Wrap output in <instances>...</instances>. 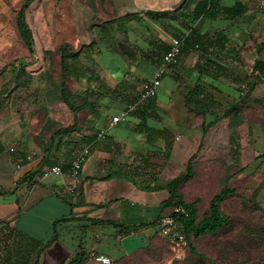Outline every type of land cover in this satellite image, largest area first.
Here are the masks:
<instances>
[{
    "label": "crops",
    "instance_id": "obj_1",
    "mask_svg": "<svg viewBox=\"0 0 264 264\" xmlns=\"http://www.w3.org/2000/svg\"><path fill=\"white\" fill-rule=\"evenodd\" d=\"M181 2L114 0L113 17L84 24L89 40L77 53L85 59L71 74L74 86L64 83L71 105L61 91L57 120L48 114L47 104L40 107L42 116L32 107L26 119L16 117L15 99L5 88L8 69L0 70V264H73L78 259L80 264H103L94 260V252L121 264L129 254L114 222L130 226L131 234H146L150 242L154 228L148 223L168 211L162 206L170 193L144 186L163 185L185 170L193 158L195 133L180 117L202 115L200 109L211 104L205 98L210 87L221 88L224 77L234 81L222 75L212 83L207 71H200L209 68V54L196 43L168 69L157 96L140 100L143 83L154 76L167 48L189 33L181 26L188 12H177ZM97 10L105 12L101 6ZM165 10L171 11L169 17L148 14ZM229 59L233 57L227 54L222 63L237 66ZM28 76L22 80L30 85ZM123 111H128L127 119L109 129L105 139L98 138ZM85 146L91 154L80 177H68L72 187L57 175L32 183V172L54 164L68 173L72 158Z\"/></svg>",
    "mask_w": 264,
    "mask_h": 264
},
{
    "label": "rangeland",
    "instance_id": "obj_2",
    "mask_svg": "<svg viewBox=\"0 0 264 264\" xmlns=\"http://www.w3.org/2000/svg\"><path fill=\"white\" fill-rule=\"evenodd\" d=\"M24 1L0 0V70L8 69L5 88L10 89L8 93L15 99L12 105L16 117L26 119L32 107L42 116L40 107L47 104L48 114L57 120L62 112L60 83L67 81L68 88L74 86L71 74H65L67 78L63 76L61 47L66 45L67 52L82 54L80 49L89 40L83 32L84 24L110 17L114 0H31L25 11V22L33 37L32 52L17 25V14ZM244 1L249 10L238 20V25L216 23V27L209 29L213 32L214 27L228 25L233 37L227 52L233 59L229 61H236L243 70H251L257 57L256 48L264 43V0ZM98 6L105 11L101 15ZM84 59L80 55L79 61L70 58V62L81 66ZM23 67L30 85L21 79L17 86L15 71ZM222 80L221 88L210 87L218 103L208 105V118H216L217 122L207 133H202L201 114L180 117L182 125L195 133L192 154L195 175L182 187V192L189 201L201 198L202 214L214 193L225 185L233 186L236 194L222 207L230 215V223L215 235L208 233L193 238L192 246L184 252H177L154 230L153 249L139 251L142 253L137 256L131 253L125 264H136V259L139 264H264V104L245 109L240 122L232 125L225 108L237 100L238 89L246 94L250 84L247 81L236 84L225 77ZM244 96L251 104L254 97L264 99V80L257 81L249 96Z\"/></svg>",
    "mask_w": 264,
    "mask_h": 264
},
{
    "label": "trees",
    "instance_id": "obj_3",
    "mask_svg": "<svg viewBox=\"0 0 264 264\" xmlns=\"http://www.w3.org/2000/svg\"><path fill=\"white\" fill-rule=\"evenodd\" d=\"M30 1L31 0H25L20 10L18 11L17 25L23 41L26 43L30 52H32L33 37L29 26H27L25 22V11L28 8ZM101 1L105 2L106 0ZM225 1L226 0H182L177 12L180 16H183L186 12H188L187 16H184V18H186V22H182L181 26L188 29L189 33L183 39H181V36L179 35V41H181L182 43V51L193 48L196 43H201L204 45L205 50H207L209 54V68H200V71H202L203 69L204 71H207L205 72V74H208L212 83H214V80H218L220 76L225 75L227 77H231L232 80L236 81L237 83L242 84L247 81V83L250 84L249 91H251L255 88L257 81L264 80V43L259 44L256 48L257 57L251 66V70H243L242 67L225 65L222 63L224 58L227 56V52L230 47V40H232L233 38L231 36V28L228 27V25L230 23L238 25V20L242 18L249 9L248 4L244 0H235L233 4H227ZM148 14L154 19H159L162 17H169L171 15V11H150L148 12ZM110 15V17L114 16L112 11ZM131 16L136 17V14ZM205 23H208V26L207 29H205V32H203L201 30V26L205 28ZM216 23L217 25H228H225V27L218 26L217 28H215L217 26ZM213 26H215L214 31L209 33L208 28ZM65 48L66 45H63L61 47L62 54H60V64L63 76L67 77L68 74H75V71L80 70V68L75 63L70 62V58H74L75 60L77 59L79 61V54L76 51L67 52ZM168 49L169 48H167V50ZM182 51L181 54L183 53ZM213 70H216L219 74H215ZM25 73L26 72L24 67L19 70L17 76H15L14 79L17 84L20 83ZM241 74L243 76H240ZM64 83L65 82H62L61 85L63 98L68 102L69 105H71L68 100L69 95L65 93ZM199 91L200 90H198L197 88H194V93L198 94ZM249 91L245 94L243 93V90L238 89L237 100L231 102L225 108L226 115L229 116V121L234 126L242 119V114L245 109L251 108L256 104H260L262 106L264 104V99L261 97H254V103H249L247 101V98L244 96L246 95L248 97ZM205 96V98L210 100L211 104L218 103L214 98V94L212 92H206ZM189 101H191V97H188V104ZM207 107V104H205V107L200 109V113H202L203 115L204 134L207 133L208 129L217 122L216 118L209 120V108ZM35 173L37 172L31 173V180L32 175ZM194 175L195 165L193 162V158H191L187 163L185 170L169 182L163 185H155L149 187L144 186V188L148 189V191L167 189L170 193V197L162 206V208H168V211L166 213H161L160 216H158L155 220L148 223V226L153 227L157 234L162 235L158 228L160 220L166 215H176L182 222L181 226L183 227V231L187 236L189 247L192 246L193 238L197 239L208 233L215 235L218 233V231H220L230 223L231 217L230 215L223 212L222 207L226 200H228L232 195L236 194V190L233 186L225 185L221 187L210 197V199L208 200L207 208L201 214L199 208V204L202 201L201 198H196L193 201H189L185 197L186 195L182 192V187L185 184L189 183L193 179ZM178 205H183L188 209V217H184L175 213L176 207ZM114 223L120 227L121 236L125 237L132 233L130 226H125L116 222ZM152 237L153 236H150V242L148 246L140 251L144 252L147 249H153ZM164 238L169 242L166 237ZM139 253L142 252H133V254H136V256ZM129 255H126L124 259L121 258V264H125V262H127ZM135 261L136 264L140 263V261H138L137 259ZM73 264H80V260L78 259Z\"/></svg>",
    "mask_w": 264,
    "mask_h": 264
},
{
    "label": "built area",
    "instance_id": "obj_4",
    "mask_svg": "<svg viewBox=\"0 0 264 264\" xmlns=\"http://www.w3.org/2000/svg\"><path fill=\"white\" fill-rule=\"evenodd\" d=\"M182 51L181 41H175L171 47L165 52L163 59L155 71L154 76L143 83L140 90V100L147 101L157 96L159 88L162 85L163 78L168 71V69L177 64L180 59ZM128 111H123L122 113L113 116L112 120L108 123L107 127L98 132L97 137L100 139H105L109 129L115 126L120 121H124L128 117ZM91 154V149L89 146L83 147L71 160L70 162V171L66 173L61 164H54L40 172H37L32 175V183L38 184L44 178H47L51 175H57L60 178L62 177L63 182L68 186L72 187L73 185L67 182L68 177L76 180L82 174L84 165L88 160ZM31 158L30 156L28 157ZM18 168H21V165H18ZM176 214H179L184 217L189 216L188 209L183 205H178L175 210ZM182 222L176 215H166L159 222V230L161 234L166 237L169 242L172 244L174 249L177 252H184L189 248V243L186 234L183 231L181 226ZM95 261L103 264H113L114 258L103 252H94L93 256Z\"/></svg>",
    "mask_w": 264,
    "mask_h": 264
},
{
    "label": "water",
    "instance_id": "obj_5",
    "mask_svg": "<svg viewBox=\"0 0 264 264\" xmlns=\"http://www.w3.org/2000/svg\"><path fill=\"white\" fill-rule=\"evenodd\" d=\"M122 246L127 254L133 253L137 249L148 246V236L144 233L130 234L121 240Z\"/></svg>",
    "mask_w": 264,
    "mask_h": 264
}]
</instances>
